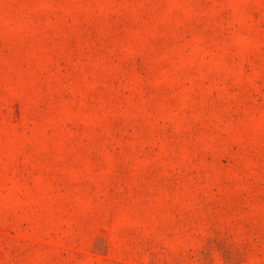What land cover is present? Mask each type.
I'll return each instance as SVG.
<instances>
[{
  "label": "rangeland",
  "instance_id": "1",
  "mask_svg": "<svg viewBox=\"0 0 264 264\" xmlns=\"http://www.w3.org/2000/svg\"><path fill=\"white\" fill-rule=\"evenodd\" d=\"M0 264H264V0H0Z\"/></svg>",
  "mask_w": 264,
  "mask_h": 264
}]
</instances>
